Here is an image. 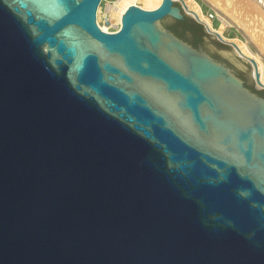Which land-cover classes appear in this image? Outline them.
Wrapping results in <instances>:
<instances>
[{
    "label": "water",
    "instance_id": "1",
    "mask_svg": "<svg viewBox=\"0 0 264 264\" xmlns=\"http://www.w3.org/2000/svg\"><path fill=\"white\" fill-rule=\"evenodd\" d=\"M102 1L0 0V264H264L256 61Z\"/></svg>",
    "mask_w": 264,
    "mask_h": 264
},
{
    "label": "bare ground",
    "instance_id": "2",
    "mask_svg": "<svg viewBox=\"0 0 264 264\" xmlns=\"http://www.w3.org/2000/svg\"><path fill=\"white\" fill-rule=\"evenodd\" d=\"M138 1L139 0H116L114 4L109 6V9L112 12V14L120 18L121 15L124 14L125 11L130 6L137 5ZM162 1L163 0H141V2L143 3L142 7L147 10H153L158 8L161 5ZM176 1H180L182 3L181 7L182 8L184 7L185 12L187 14L193 17H197V19L204 22L211 34H214L215 36L216 34H219L221 36V39L227 45L231 46L240 58L250 63L253 67V76H255V69L252 60L256 61L260 76V82L262 85H259L258 83L256 84L259 88H264V61L262 60V57L257 53H255L247 43L241 41L238 38L232 39L224 35V30L228 23L227 20L223 22L221 27L216 28L215 26H213L210 19L202 11L201 6L197 2H194V0H176ZM222 2L226 8H228L230 11L232 10V12L236 14L235 16L236 19L240 15H244V14L250 16L253 20V24L255 23V26H258L261 33L264 34L263 14L259 13V11L255 9L253 5L249 4V2H245L244 0H223ZM104 29L106 30L107 28L105 27Z\"/></svg>",
    "mask_w": 264,
    "mask_h": 264
},
{
    "label": "rangeland",
    "instance_id": "3",
    "mask_svg": "<svg viewBox=\"0 0 264 264\" xmlns=\"http://www.w3.org/2000/svg\"><path fill=\"white\" fill-rule=\"evenodd\" d=\"M197 1L201 5V7L205 13L212 12V11L216 10L228 21V23H230V25H227L225 30H224V35L226 37H229L232 39L238 38L241 41L247 43L255 53H257L258 55H260L262 57V60L264 61V34L261 33L258 26H255V23L253 24V20L250 16H247L244 14V15H240L238 17L239 19L238 18L236 19L235 18L236 14H234V12H232V10L230 11L228 8H226L223 5V2H222L223 0H197ZM244 1L249 2V4L253 5L255 7V9H257L259 11V13L263 14V17H264V10L256 2H254L252 0H244ZM107 2H109L110 5H112L116 2V0H107ZM139 2L141 5H143L141 0H139ZM178 4L180 5V3H178ZM103 6H104V3H103ZM187 15L190 16L195 21L196 24L203 26L205 32H207L204 25L198 23L193 16H191L189 14H187ZM97 20H98V18H97ZM99 21H100V17H99ZM100 23H101V25H103V23L101 21H100ZM213 25L215 27H218V25H220L219 20L215 19L213 21ZM211 36L215 37L216 40L219 43H221L217 39L216 36H214V35H211ZM227 47H229L231 50H233V48L231 46L228 45ZM233 52L235 53V55L237 57H239L234 50H233ZM248 64L251 66L252 78H253L254 77L253 76V67L250 63H248ZM252 86H253V89L256 91L264 90V89L259 88L257 86V84L254 81V78H253Z\"/></svg>",
    "mask_w": 264,
    "mask_h": 264
},
{
    "label": "built area",
    "instance_id": "4",
    "mask_svg": "<svg viewBox=\"0 0 264 264\" xmlns=\"http://www.w3.org/2000/svg\"><path fill=\"white\" fill-rule=\"evenodd\" d=\"M252 1L256 2L264 10V0H252ZM174 2L175 3H180V6L182 5V3L180 1L174 0ZM194 2H197L198 3L197 0H194ZM103 3H104V6H103ZM109 6H110V4H109V2H107V0H103L101 2L100 6L98 8L99 11L97 12V18L100 17V21L103 23V25H101V23H100L99 20H97V21H98V24L100 25V27L104 31H106V32H117L121 28L123 14L121 15L120 18H118L116 15L112 14V12L109 9ZM137 6H140L141 8H143L139 1L137 3ZM182 9L185 11L184 7ZM202 11H203V9H202ZM205 15L210 19V21L212 22V24H213V21L215 19L219 20L220 25H218V27H221L222 24H223V22L226 20L216 10H214L212 12H207V13H205ZM194 18L196 20L200 21L199 19H197V17H194ZM200 22L202 23V25L205 26V28H207V26H206V24L204 22H202V21H200ZM227 25H230V23H227ZM105 27L107 28L106 30L104 29ZM218 27H216V28H218Z\"/></svg>",
    "mask_w": 264,
    "mask_h": 264
},
{
    "label": "flooded vegetation",
    "instance_id": "5",
    "mask_svg": "<svg viewBox=\"0 0 264 264\" xmlns=\"http://www.w3.org/2000/svg\"><path fill=\"white\" fill-rule=\"evenodd\" d=\"M186 20H187V19H184V21H186ZM167 27H168V26H167ZM168 28H169L171 31H173L176 35H178L179 37L183 38L184 40H186L187 42H189L190 44H192L193 46H195V47H203L204 50L208 52V50L205 48V45H204V43H205V39H206V35H208V34H205V32H203L202 29L199 30V37L202 38V41H198V42L194 43V42H191V41L185 39V38L182 37L181 35H179V34H178L176 31H174L172 28H170V27H168ZM208 53L211 54L214 58L218 59L219 61L224 62V63H226L228 66H230L227 62L224 61V59L220 58L219 56H217V55H215V54H212V53H210V52H208ZM231 68H232V67H231ZM234 70H235V72L237 73V75H239V76L245 81V84H246L248 87H250L251 89H253V88H252V85L248 82V80L246 79L245 75L242 74V73H240V72H238L235 68H234Z\"/></svg>",
    "mask_w": 264,
    "mask_h": 264
},
{
    "label": "trees",
    "instance_id": "6",
    "mask_svg": "<svg viewBox=\"0 0 264 264\" xmlns=\"http://www.w3.org/2000/svg\"><path fill=\"white\" fill-rule=\"evenodd\" d=\"M199 29H201V26H197ZM198 41H202V38L201 37H199L198 38V40L196 41V42H198ZM259 93H261L263 96H264V91H259Z\"/></svg>",
    "mask_w": 264,
    "mask_h": 264
}]
</instances>
